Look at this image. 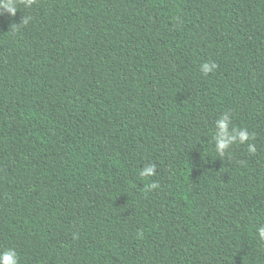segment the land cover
<instances>
[{"label":"trees","instance_id":"16d2710c","mask_svg":"<svg viewBox=\"0 0 264 264\" xmlns=\"http://www.w3.org/2000/svg\"><path fill=\"white\" fill-rule=\"evenodd\" d=\"M17 7L0 15V251L264 264V0ZM204 62L218 67L204 76ZM225 112L255 153L217 156ZM146 164L155 176H139Z\"/></svg>","mask_w":264,"mask_h":264},{"label":"clouds","instance_id":"9594fccd","mask_svg":"<svg viewBox=\"0 0 264 264\" xmlns=\"http://www.w3.org/2000/svg\"><path fill=\"white\" fill-rule=\"evenodd\" d=\"M23 3L24 7H31L35 0H0V15L5 12L11 15H15L18 9L17 4ZM29 18H25L23 23H27ZM218 65L214 62H204L200 65V71L204 76L209 73H213L217 69ZM251 139H254V134H251L247 128L236 127L232 125L231 114L228 112L223 113L215 121L214 133L212 135L211 143L214 144V149L217 156L223 158L229 153L232 145L247 144L249 153H255L256 147L254 144L249 143ZM157 168L155 164H146L139 172V176L142 178H149L155 176ZM159 185L156 182H151L145 185V190H155ZM258 236L261 240H264V225H261L257 229ZM0 264H20L19 255L13 248L0 251Z\"/></svg>","mask_w":264,"mask_h":264}]
</instances>
